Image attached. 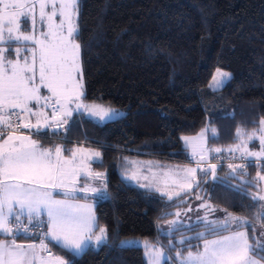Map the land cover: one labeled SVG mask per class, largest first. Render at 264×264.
Returning <instances> with one entry per match:
<instances>
[{
	"label": "trees",
	"instance_id": "1",
	"mask_svg": "<svg viewBox=\"0 0 264 264\" xmlns=\"http://www.w3.org/2000/svg\"><path fill=\"white\" fill-rule=\"evenodd\" d=\"M79 25L85 102L114 112L106 120L75 113L55 135L66 139L67 148L75 142L103 149L96 166L108 170L107 191L96 211L108 238L80 254L54 243L53 249L68 264H148L142 246L122 242L138 238L166 245L170 238L204 229L203 237L195 234L180 244L197 249L228 231L213 234L198 221L169 235L162 226L172 210L195 201L198 189L210 206L249 220L251 241L255 233L261 237L264 220L256 218L261 209L252 205L262 202L252 200L255 186L240 178L253 180L258 166L264 172V162L237 170L234 177L220 167L219 179L203 175L193 193L172 200L123 179L117 165L121 154L189 162L182 136L203 129L210 150L227 152L240 142L237 130L258 127L264 118V0H80ZM216 68L232 76L214 90L208 82Z\"/></svg>",
	"mask_w": 264,
	"mask_h": 264
},
{
	"label": "snow or ice",
	"instance_id": "2",
	"mask_svg": "<svg viewBox=\"0 0 264 264\" xmlns=\"http://www.w3.org/2000/svg\"><path fill=\"white\" fill-rule=\"evenodd\" d=\"M77 15L78 0H0V233L12 237L11 241L0 240V264H66L62 257L52 256L49 243L55 242L64 249L80 254L93 240L99 245L106 239L104 228H99L100 234L93 236L97 226L91 205L56 199L52 191L60 189L65 197L73 198L77 192H91L102 198L101 188L91 187L88 183L76 187L81 177L85 181H104L103 173H93L85 164L86 159H100V152L81 155L78 160L77 154L85 150H67L70 156L65 157L62 154L65 150L60 146L54 151L41 148L30 135L18 134L17 131L30 129L38 133L44 129L62 127L68 123L73 111H83L100 120L112 117L113 109L100 105L86 106L81 102L83 73L79 59L80 45L76 42L79 35ZM22 23L28 27L22 28ZM12 42L24 45L12 49L14 59L6 55L12 48ZM26 42H31L32 46L28 47ZM217 76L221 79L213 77L212 87L221 86L228 74L217 70ZM42 88L47 90L48 95L41 94ZM30 105H36L38 109L34 110ZM44 109L50 110L51 118ZM31 117L35 118V123L31 122ZM211 131L215 136V130ZM203 136L202 132L201 140ZM237 136L243 137L244 133L237 130ZM183 139L197 167L172 170L175 177L172 183L182 191L190 189L196 182L198 168L206 176L219 179L215 175V164L207 169L200 167L201 162L207 160L206 150L197 144L195 138ZM247 139H258L261 150L248 151L245 144L241 159L245 156L264 157V118L260 121L259 135L252 133ZM241 143L244 141L241 140ZM233 150L228 149L229 152ZM237 150H240V145H237ZM213 151L220 153L222 149ZM129 163L135 164L132 161ZM228 168L229 177H234L237 169L242 170L244 165L230 163ZM131 178H137L135 172ZM260 181H264V175L257 173L256 178L245 183L259 188ZM155 190L160 191L159 188ZM162 194L172 200L173 196L180 197L181 192ZM251 198L264 202V195L255 194ZM252 206L261 209L257 213V220H264V203ZM223 211L225 217L222 220L207 221L205 216L206 227L213 234L221 230L230 234L218 239H205L200 252L188 251L186 256H182L177 251L180 264H259L251 253H264V243L250 244L247 232L241 230L251 222L226 209ZM176 215L179 216V213ZM41 216L47 219L43 220ZM21 217L26 219L27 224ZM170 223L176 225L177 221ZM33 232L41 236L39 244L16 243L18 233ZM198 235L203 237V233ZM144 247L150 264H162L163 251L147 242ZM261 259H264V255Z\"/></svg>",
	"mask_w": 264,
	"mask_h": 264
},
{
	"label": "rangeland",
	"instance_id": "3",
	"mask_svg": "<svg viewBox=\"0 0 264 264\" xmlns=\"http://www.w3.org/2000/svg\"><path fill=\"white\" fill-rule=\"evenodd\" d=\"M79 17H80V0H78V15L76 18V24L78 27V32H80ZM57 19H59V17ZM27 27H28L27 25L22 23V28H27ZM76 42L79 43V45H80L79 59H80V66H81L82 73H83V77H82L83 96H82L81 102L83 104H85L86 106H92L93 104H87L85 102V99H84V96H85L84 67H83V60H82V47H81V43H80L78 36L76 37ZM26 43H27L28 47L32 46L31 42H26ZM23 46L24 45H22V44L12 42V48H9V50L13 52L12 49L14 47H23ZM14 58H15V56H14ZM217 70H219L220 72H223V73H227L228 76L226 78H223V83L221 86L212 87L211 85H213V77H216L217 79H221V77L217 76ZM231 76H232V73L230 71L225 70V69H221V68H216L212 74V77L210 78V80L208 82V85L210 88L217 90L220 87H222L227 82V80H229L231 78ZM41 94L42 95H48V92L46 89L42 88ZM71 107H74V105ZM80 112L83 113L82 111H80ZM80 112L73 111L72 115L74 113L77 114ZM86 115L90 116L88 113H86ZM91 117H94V116H91ZM94 118L98 119L97 117H94ZM70 119L71 118L68 119V123H69ZM68 123L64 124L62 127H59V128H49V129H50V131H58L60 129H64L68 125ZM259 130H260V122H259V125L257 128L251 130L248 133H244V136L240 137V142L238 143V145H240V150H237V145H235L234 147H232V149H234L233 151L241 152V150L244 148V146L246 144L248 151L259 152L261 150L259 140L253 139L251 141H248V139H247L248 135L252 134V133H256L258 136ZM202 132L204 133V136H203V139L201 140L200 134ZM207 136H208V134H207L206 129L200 130L195 134H185L182 136V142H183L184 146L187 148L188 155L191 158H192L191 150L188 148V146L185 143V140L183 138L184 137L195 138L197 144L202 146L203 149H205L206 152H208L209 148L207 145ZM241 140L244 141L243 144L241 143ZM75 146H76L75 149L85 150L83 153L77 154L78 160H79L81 155H86L87 153H91L94 151L100 152V154H101L100 159H98V160L97 159H86L85 164L89 165V168L93 173H95V172L103 173L104 177H105L104 181L102 182V181L96 180V179H91V180L85 181L83 179V177H81L79 182L76 184V187L79 188V187H82L85 183H88L91 187L101 188V189H103V195H102V198H103L106 194V191H107L108 170L105 168L96 166V162H101L103 160V149L96 147V146H91V145L79 146L78 144H76ZM119 158L120 159L118 161L117 167H118V171H119V173L123 179H125V180H127L133 184L140 185V186L150 185L149 187H145V188H149V189H153V190H155L156 188H159L160 191H158V192H160L161 194L162 193L172 194V193H175L177 191H180L181 192L180 198H181V196H183L186 193H193L195 191V189H197L198 184L200 182L201 176H200V172H199V168H198L197 172H196V182L193 183V185L190 189L182 191L176 184L172 183V180L175 179V177L172 175V170H175L177 168H194V167H197L193 158L189 162L175 161L173 163L170 161H166V160H163L161 158L149 156L146 154H137V155L136 154H121ZM250 158H254V157H250ZM197 159H198V157H197ZM255 159H259V160H261V162H264V157H258ZM129 161L135 162V164H131V163H129ZM149 167H151L150 171H149ZM133 172L136 173V176H137L136 179L131 178V175ZM163 173H167L168 175L165 176V175H163ZM257 173H259L260 175H264V172L261 171V168L259 166L257 167V170L252 174L253 178L257 177ZM145 177H147V179H145ZM210 177L213 178L211 175H210ZM240 179H242L243 181H248V179H244L242 177ZM165 181H167V182H165ZM105 184H106V188L104 187ZM252 185H254V184H252ZM80 193L84 194V196H87L86 197L87 200L84 202H81L80 204H89L92 206V209H93V212L95 215V223H97L96 204H97V200L100 198H98L97 196H94L91 192H88V193L77 192L75 194V196H77ZM253 193L259 194V195H264V181L259 182V188L255 186ZM165 196H167V195H165ZM174 198L179 199V197L173 196V199ZM262 203H264V202H262ZM189 209H191V210H189ZM172 212L174 213V215L170 218H167L164 225L162 226V229L166 232V234H169V235H177L180 232H185L186 230L177 231L176 229L182 228V227L186 226L187 224L190 225V224L198 222V221H205L204 220L205 216L207 217V221H209L208 219L213 218V217H216V218H224L225 217L224 211H221L220 209L212 207L209 205V203L203 198V195L201 193H199V189H198V192L195 194V201L194 202L190 203L188 206H186L182 209H174V210H172ZM176 213H179V216H177ZM21 219L26 220L24 217H22ZM171 221H177V224L173 225L170 223ZM184 224H186V225H184ZM102 227L104 229H106L105 226H102ZM173 229L176 230V232L172 233ZM241 230L246 231V229H241ZM263 231H264V229H263ZM204 232H205V230L201 229V230L193 231L191 233H184L180 236L170 238L171 239L170 243L168 242V243H166V245H164L163 243H152V242H149L147 240L138 239V238L126 239L123 242H124V244H127V245L142 246L144 248V252H145V256L147 258L148 264H150V261H149V258L147 256L146 249L144 247L145 242H147L150 245L155 246V249H159V250L163 251L164 259L162 260V264H165V262L167 260H171V258L177 259V262L174 264H180L181 258L177 257V255H176L177 251H180L182 256H186L188 251H191L193 253L202 251L203 250V244H204V241H203L202 245L198 246L197 249H186V247L188 245H180L181 240H183V241L190 240L195 234H200V233L204 234ZM99 234L100 233L98 231H93V236L99 235ZM229 234H230V232L214 235L210 238H207V240L218 239L220 236H225V235H229ZM9 239H10V237L7 236L6 234H4V237H2L0 240L11 241ZM254 239H255V241H251L249 238L250 244H253L254 246L258 242L264 243V236H262V234H261V237H259V235L257 233H255ZM91 244H94V247L100 246V245H96L94 240ZM42 255H43V253H42ZM251 255H253V257L259 261V264H264V259H261V256L264 255V253H259V254L251 253ZM53 257H62V256H53ZM62 258L65 262H67V260L64 257H62Z\"/></svg>",
	"mask_w": 264,
	"mask_h": 264
},
{
	"label": "crops",
	"instance_id": "4",
	"mask_svg": "<svg viewBox=\"0 0 264 264\" xmlns=\"http://www.w3.org/2000/svg\"><path fill=\"white\" fill-rule=\"evenodd\" d=\"M6 55L8 56V58L14 59V53L12 51L9 50L6 53ZM30 106H32L34 108V110H37L38 109V106H36V105H30ZM44 111L48 113V116L50 118V110L49 109H44ZM73 115L71 116V118L73 117ZM30 119H31V122L32 123H35V118L34 117H31ZM24 130L27 131V133H19V134L30 135L31 138L34 141H36V144L39 147H41V148H44V149H52L54 151L57 146H60L62 149L65 150L62 153L63 156H65V157H69L70 156V152L67 151V150H76L75 149L76 148L75 142H74V145L73 146H69L68 148L65 147L64 143L66 142V139L60 137L59 135H55V131H50L49 128L48 129H44V130H42V131H40L38 133L35 132L34 130H30V129H24ZM85 145L86 144H84V143H82V144L79 143V146H85ZM52 191H53L54 198H56V199H69L72 203H75V204H80L81 202H84V201L87 200L86 199L87 196H84V194H81V193L78 194L77 196H74V198H73V197H65L63 195V190L55 189V190H52ZM186 194H188V193H186ZM96 226L97 227L94 229V231H98L99 232V228H103V227L99 226L97 223H96ZM106 232H107V230H106ZM9 237H10L9 240H11L12 237L11 236H9ZM107 238H108V233L106 235V239L102 243H104L107 240ZM15 239H16V243L17 244H24V245L31 244V243L39 244V241H40V240H19L17 237H15ZM52 243L55 244V242H52ZM52 243H50V244H52ZM91 243H90V245L88 247L94 246V244H91ZM102 243H100L99 245H101ZM52 256H61V255H59L56 252V254H54ZM66 264H68V261L66 262Z\"/></svg>",
	"mask_w": 264,
	"mask_h": 264
},
{
	"label": "built area",
	"instance_id": "5",
	"mask_svg": "<svg viewBox=\"0 0 264 264\" xmlns=\"http://www.w3.org/2000/svg\"><path fill=\"white\" fill-rule=\"evenodd\" d=\"M50 118H51V112H50ZM17 131H18V134L19 133H27V131H25L24 129H19ZM259 162H261V160L255 159V158H250L248 156H245L243 159H241V152H238V151H232V152L227 151V152L216 153V152L209 149V151L207 152V160L202 161L200 167L207 169V168H209L210 165L215 164L216 165L215 170H217L220 167L228 168V165L231 163V164H234L236 166L244 165L243 169H245L248 165H250L252 163H259ZM237 170H240V169L238 168ZM199 172H200V176L205 175L200 170H199ZM41 219L46 220L47 217L41 216ZM25 224H27L26 220H25ZM14 226L15 225L13 224V227ZM45 230H46V227H45ZM17 235H25L27 237H32V238L37 239V240L41 239V236L37 235L35 232L29 233V234L18 233ZM48 247H49L52 255L56 254V251L53 249V247L50 243L48 244Z\"/></svg>",
	"mask_w": 264,
	"mask_h": 264
},
{
	"label": "water",
	"instance_id": "6",
	"mask_svg": "<svg viewBox=\"0 0 264 264\" xmlns=\"http://www.w3.org/2000/svg\"><path fill=\"white\" fill-rule=\"evenodd\" d=\"M83 112V111H82ZM84 113V112H83Z\"/></svg>",
	"mask_w": 264,
	"mask_h": 264
}]
</instances>
